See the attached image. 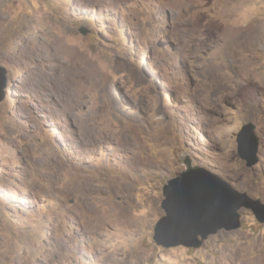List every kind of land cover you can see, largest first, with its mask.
I'll use <instances>...</instances> for the list:
<instances>
[{
    "label": "rangeland",
    "instance_id": "obj_1",
    "mask_svg": "<svg viewBox=\"0 0 264 264\" xmlns=\"http://www.w3.org/2000/svg\"><path fill=\"white\" fill-rule=\"evenodd\" d=\"M0 65V264H264L246 207L200 247L153 238L184 156L264 202V0H0Z\"/></svg>",
    "mask_w": 264,
    "mask_h": 264
},
{
    "label": "water",
    "instance_id": "obj_2",
    "mask_svg": "<svg viewBox=\"0 0 264 264\" xmlns=\"http://www.w3.org/2000/svg\"><path fill=\"white\" fill-rule=\"evenodd\" d=\"M87 33V30H82ZM6 69L0 65V100L5 98ZM237 140L240 155L251 166L258 162L259 137L255 124L241 126ZM186 168L163 188L166 214L157 222L154 241L164 247H200L209 235L220 229L242 225L243 207L250 208L264 222V202L239 191L208 168L194 165L188 156L181 158Z\"/></svg>",
    "mask_w": 264,
    "mask_h": 264
},
{
    "label": "bare ground",
    "instance_id": "obj_3",
    "mask_svg": "<svg viewBox=\"0 0 264 264\" xmlns=\"http://www.w3.org/2000/svg\"><path fill=\"white\" fill-rule=\"evenodd\" d=\"M27 53V52H26ZM33 57L34 56H36L37 55V53H38V49H33L31 52H29ZM24 55H26V54H24ZM28 55V54H27ZM40 56V55H39ZM32 57V58H33ZM28 58V57H27ZM72 167V166H71ZM77 169L75 168V166L73 167V168H69V171H71V172H75ZM80 179L81 178H83V177H79ZM80 179H78L77 181H76V183H78V186H79V188L80 189H83V190H86V189H84V186L85 185H89L88 183H86V182H84V181H82V180H80ZM79 180H80V182H79ZM91 185V184H90ZM89 185V186H90ZM89 191V190H88ZM93 191V190H92ZM94 193V192H93ZM100 197H98V199H99ZM102 201V200H101ZM98 214V213H97ZM100 214V213H99ZM98 219H99V221H105V220H109V219H111V220H114V219H118V215H114L113 213L112 214H104V213H102L101 215H99V217H98ZM105 224V223H104ZM96 226V225H95ZM97 229H100V227L99 228H97Z\"/></svg>",
    "mask_w": 264,
    "mask_h": 264
}]
</instances>
